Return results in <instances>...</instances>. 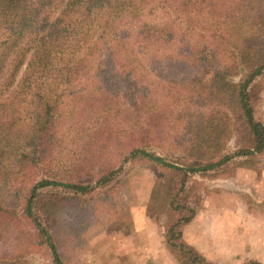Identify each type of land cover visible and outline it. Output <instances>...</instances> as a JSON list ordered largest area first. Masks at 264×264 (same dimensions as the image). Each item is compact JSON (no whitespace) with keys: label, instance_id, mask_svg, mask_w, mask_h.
Instances as JSON below:
<instances>
[{"label":"trees","instance_id":"trees-1","mask_svg":"<svg viewBox=\"0 0 264 264\" xmlns=\"http://www.w3.org/2000/svg\"><path fill=\"white\" fill-rule=\"evenodd\" d=\"M263 74L264 0H0V264H67L135 159L180 264H217L183 237L193 177L264 151Z\"/></svg>","mask_w":264,"mask_h":264},{"label":"rangeland","instance_id":"rangeland-1","mask_svg":"<svg viewBox=\"0 0 264 264\" xmlns=\"http://www.w3.org/2000/svg\"><path fill=\"white\" fill-rule=\"evenodd\" d=\"M256 82L261 88L256 116L264 122V74ZM227 167V174L194 175L202 183L201 220L185 225L183 237L214 263L255 259L264 264V151L250 162L235 158ZM163 173L146 159L127 163L111 184L112 193L103 195L114 199L112 206L94 213L96 220L83 230L77 247L64 248L67 264H180L164 242L166 217L148 204ZM28 257L31 264H51L45 247L34 248Z\"/></svg>","mask_w":264,"mask_h":264},{"label":"crops","instance_id":"crops-1","mask_svg":"<svg viewBox=\"0 0 264 264\" xmlns=\"http://www.w3.org/2000/svg\"><path fill=\"white\" fill-rule=\"evenodd\" d=\"M238 172H237V174H240ZM199 220H201V218L199 217V215H197V217L190 224H188L187 226L193 227V226H195L197 224H200V221Z\"/></svg>","mask_w":264,"mask_h":264}]
</instances>
